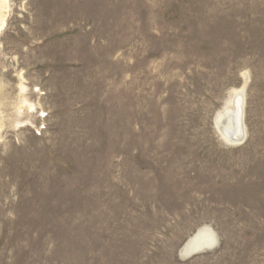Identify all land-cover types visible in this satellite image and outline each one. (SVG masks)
Masks as SVG:
<instances>
[{
    "label": "rangeland",
    "instance_id": "374dc122",
    "mask_svg": "<svg viewBox=\"0 0 264 264\" xmlns=\"http://www.w3.org/2000/svg\"><path fill=\"white\" fill-rule=\"evenodd\" d=\"M5 3L0 264H264V0Z\"/></svg>",
    "mask_w": 264,
    "mask_h": 264
},
{
    "label": "bare ground",
    "instance_id": "6f19581e",
    "mask_svg": "<svg viewBox=\"0 0 264 264\" xmlns=\"http://www.w3.org/2000/svg\"><path fill=\"white\" fill-rule=\"evenodd\" d=\"M5 2L6 0H0L1 22H3L5 16L3 12L6 7ZM234 103L235 105L229 106L226 109H224L226 106L223 108L224 112H222V114L219 117H217L218 118L217 124L225 138L230 139L234 142H241L244 139L243 109H242L243 88L238 93L235 94ZM208 240L211 241V238L208 237Z\"/></svg>",
    "mask_w": 264,
    "mask_h": 264
}]
</instances>
